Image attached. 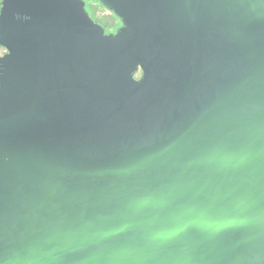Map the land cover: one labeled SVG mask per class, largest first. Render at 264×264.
Wrapping results in <instances>:
<instances>
[{
    "label": "water",
    "instance_id": "obj_1",
    "mask_svg": "<svg viewBox=\"0 0 264 264\" xmlns=\"http://www.w3.org/2000/svg\"><path fill=\"white\" fill-rule=\"evenodd\" d=\"M96 1L3 0L0 264H264V0Z\"/></svg>",
    "mask_w": 264,
    "mask_h": 264
},
{
    "label": "rangeland",
    "instance_id": "obj_2",
    "mask_svg": "<svg viewBox=\"0 0 264 264\" xmlns=\"http://www.w3.org/2000/svg\"><path fill=\"white\" fill-rule=\"evenodd\" d=\"M87 10L92 16L93 20L99 24H105V26L111 27H119L121 26V21L112 13L106 10L98 1L96 0H87ZM111 20L116 21L117 23L114 25L109 23ZM0 51L2 49L0 48Z\"/></svg>",
    "mask_w": 264,
    "mask_h": 264
},
{
    "label": "flooded vegetation",
    "instance_id": "obj_3",
    "mask_svg": "<svg viewBox=\"0 0 264 264\" xmlns=\"http://www.w3.org/2000/svg\"><path fill=\"white\" fill-rule=\"evenodd\" d=\"M85 4H86V9H87V5H88V2H87V0H85ZM88 11V10H87ZM92 17V16H91ZM112 22V24H116L117 22L116 21H113V20H111L109 23H111ZM100 25H102V24H100ZM103 27H104V29H105V33L106 34H110V33H116L117 32V30L121 27V26H119V27H111V28H109L108 26H105V24H103L102 25ZM141 75V73L139 74V76Z\"/></svg>",
    "mask_w": 264,
    "mask_h": 264
},
{
    "label": "snow or ice",
    "instance_id": "obj_4",
    "mask_svg": "<svg viewBox=\"0 0 264 264\" xmlns=\"http://www.w3.org/2000/svg\"><path fill=\"white\" fill-rule=\"evenodd\" d=\"M2 4H3V0H0V13H2Z\"/></svg>",
    "mask_w": 264,
    "mask_h": 264
},
{
    "label": "built area",
    "instance_id": "obj_5",
    "mask_svg": "<svg viewBox=\"0 0 264 264\" xmlns=\"http://www.w3.org/2000/svg\"><path fill=\"white\" fill-rule=\"evenodd\" d=\"M2 49V51H0V56H2L6 51H5V49H3V48H1Z\"/></svg>",
    "mask_w": 264,
    "mask_h": 264
}]
</instances>
